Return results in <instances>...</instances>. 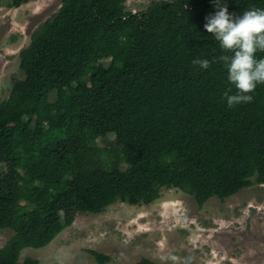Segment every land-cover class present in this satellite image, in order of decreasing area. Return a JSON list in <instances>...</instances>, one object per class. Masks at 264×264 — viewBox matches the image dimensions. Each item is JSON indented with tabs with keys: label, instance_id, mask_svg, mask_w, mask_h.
Wrapping results in <instances>:
<instances>
[{
	"label": "trees",
	"instance_id": "1",
	"mask_svg": "<svg viewBox=\"0 0 264 264\" xmlns=\"http://www.w3.org/2000/svg\"><path fill=\"white\" fill-rule=\"evenodd\" d=\"M126 1L62 0L19 54L22 78L0 100V230L14 231L0 264H39L17 255L119 200L146 204L174 188L201 208L264 184V84L252 102L227 106L226 53L204 29L212 0L153 1L135 13ZM225 2L237 15L264 8ZM197 57L210 67L194 66ZM98 139L109 140L108 170L86 156Z\"/></svg>",
	"mask_w": 264,
	"mask_h": 264
},
{
	"label": "rangeland",
	"instance_id": "2",
	"mask_svg": "<svg viewBox=\"0 0 264 264\" xmlns=\"http://www.w3.org/2000/svg\"><path fill=\"white\" fill-rule=\"evenodd\" d=\"M153 1L163 0H127L126 7L140 12ZM61 3L0 0V100L9 96L13 81L22 78L19 54L31 34ZM51 100L54 107L60 105ZM109 140L90 142L86 155L105 170L114 159L105 147ZM3 176L1 169L0 179ZM13 235L10 228L0 230V250ZM93 252L103 256L104 264H135L141 258L160 264H264V184L224 200L210 198L201 208L192 196L174 188H161L159 197L146 204L119 200L98 214H77L46 246L22 249L17 262L30 257L39 264H99Z\"/></svg>",
	"mask_w": 264,
	"mask_h": 264
},
{
	"label": "clouds",
	"instance_id": "3",
	"mask_svg": "<svg viewBox=\"0 0 264 264\" xmlns=\"http://www.w3.org/2000/svg\"><path fill=\"white\" fill-rule=\"evenodd\" d=\"M213 13L205 19L204 29L214 36L224 53L218 57L227 70V80L235 88L224 93L227 106L232 108L250 103L251 93L259 84H264V8H251L242 14L230 13L225 0H212ZM207 58L192 60L202 70L210 67Z\"/></svg>",
	"mask_w": 264,
	"mask_h": 264
}]
</instances>
